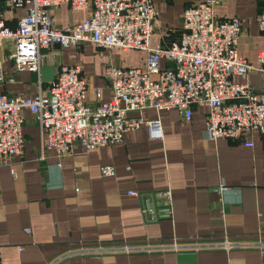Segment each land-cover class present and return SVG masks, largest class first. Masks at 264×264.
I'll return each mask as SVG.
<instances>
[{
  "label": "crops",
  "instance_id": "crops-1",
  "mask_svg": "<svg viewBox=\"0 0 264 264\" xmlns=\"http://www.w3.org/2000/svg\"><path fill=\"white\" fill-rule=\"evenodd\" d=\"M157 8L154 42L177 40L185 7L199 0H152ZM6 24L14 28L25 13L0 0ZM264 0H222L216 16H239L242 28L237 51L255 64L264 50V32L256 15ZM90 7L73 10L64 2L51 8L54 23L75 26ZM5 81L0 93L33 98L45 95L60 66L78 64L86 81V103L96 107L111 97L105 66L145 68L146 53L138 49H108L92 42L43 48L39 73L17 71L3 43ZM162 66L166 63L162 62ZM12 79V80H10ZM255 88L259 74L249 77ZM186 121L175 110L144 109L133 113L158 120L162 139H149L145 127L126 132L119 144L85 150L77 146L59 158L46 147V135L35 116L24 109L22 152L0 159V264H45L77 245L138 244L167 247L231 239L264 240V146L258 135L240 140L204 139L207 108L194 107ZM244 140L253 142L249 147ZM111 165L114 175L102 176ZM221 183L227 185L219 191ZM133 191L137 196L129 195ZM168 192L170 199L160 193ZM151 202L157 213H143ZM58 264H264L255 249L156 251L72 257Z\"/></svg>",
  "mask_w": 264,
  "mask_h": 264
},
{
  "label": "built area",
  "instance_id": "built-area-1",
  "mask_svg": "<svg viewBox=\"0 0 264 264\" xmlns=\"http://www.w3.org/2000/svg\"><path fill=\"white\" fill-rule=\"evenodd\" d=\"M21 7L14 28L9 27L0 7V82H4L3 43L12 45L8 60L17 71L39 73L43 48L66 47L83 41L108 49H138L146 53L145 68L105 66L104 76L110 82L111 97L96 107L86 101V81L78 64L60 66L46 94L33 98L0 93V159L5 161L22 152V124L26 109L35 116L46 135V147L55 149L59 158L72 155L77 146L92 150L119 144L126 132L145 127L149 139H162L158 120L149 121L133 113L144 109H175L183 118L191 119L194 107L207 108L204 139L240 140L256 134L264 146V50L257 52L255 64L237 51L242 19L239 16H216L214 9L222 0H199L183 10L182 31L177 40L154 42L152 32L157 23V8L152 0H8ZM66 2L73 10L90 7L75 26L55 25L51 8ZM264 32V8L256 15ZM166 65L162 66L161 63ZM260 76L254 87L249 77ZM12 80V79H10ZM249 147L250 140H244ZM100 174L114 175L111 165H103ZM227 189L221 183L219 191ZM129 195L137 196L133 191ZM169 200L168 192H161ZM143 213L156 219L151 202ZM151 245V244H150ZM127 244H89L71 247L45 264H58L72 257L111 254H133L157 249L200 251L255 249L264 252L262 239H231L196 244L176 241L167 247Z\"/></svg>",
  "mask_w": 264,
  "mask_h": 264
}]
</instances>
